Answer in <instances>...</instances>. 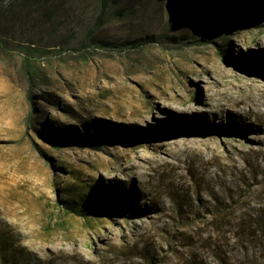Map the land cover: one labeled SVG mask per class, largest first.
I'll list each match as a JSON object with an SVG mask.
<instances>
[{"label":"rangeland","instance_id":"obj_1","mask_svg":"<svg viewBox=\"0 0 264 264\" xmlns=\"http://www.w3.org/2000/svg\"><path fill=\"white\" fill-rule=\"evenodd\" d=\"M109 3L0 0V264H264V0Z\"/></svg>","mask_w":264,"mask_h":264},{"label":"trees","instance_id":"obj_2","mask_svg":"<svg viewBox=\"0 0 264 264\" xmlns=\"http://www.w3.org/2000/svg\"><path fill=\"white\" fill-rule=\"evenodd\" d=\"M109 1L110 0H100L101 12H104L105 10H107L108 8H110ZM259 15H260V17H259L260 19L261 18H264V12H259ZM218 22H220L221 25H225V24H227L229 22H237L240 25L244 24V23L241 22L240 17H234V18L228 19V17L224 14V11H221L220 16L218 18ZM145 42H146V39H144V40H138V41L132 42L131 45H132V47H138V46H141L142 44H144ZM0 44H1V36H0ZM218 53L219 54H222V48L218 49ZM26 65L29 66V68L32 67V64H31V62L29 60L26 61ZM50 102H54V100H51ZM40 111L42 113H44V114L48 113V111H46L45 109H43L41 106H40ZM53 123H54V121H51V124H50V126L52 128L54 127L51 130L52 132L49 131V129H51L50 127H49V129H46V127H43L41 129V131L39 132L40 137L44 138V137H46V135L51 134V133H53L55 136H59V137H62L63 136L62 135L63 134L62 131L59 128H56ZM47 128H48V126H47ZM33 129L36 130L35 127H33ZM126 142L129 143L130 141L129 140H126ZM72 143H74L73 137L70 134H67V135H64L60 141H57V146L59 148H61V147H64V146H68V145H70ZM33 145H34V148L38 152H41V151H39V148L37 147V145L35 143H33ZM40 154H42V153H40ZM42 156H44V155H42ZM120 206L121 205H119V208H120ZM72 210H73V208H72ZM90 212H91V214H95L96 213L95 210H92ZM84 214H85L84 216H87V213H84Z\"/></svg>","mask_w":264,"mask_h":264},{"label":"bare ground","instance_id":"obj_3","mask_svg":"<svg viewBox=\"0 0 264 264\" xmlns=\"http://www.w3.org/2000/svg\"><path fill=\"white\" fill-rule=\"evenodd\" d=\"M196 125L195 126H199V127H201V128H205V129H209L210 128V124H206V123H199V122H197V123H195ZM193 128H196V127H193Z\"/></svg>","mask_w":264,"mask_h":264}]
</instances>
